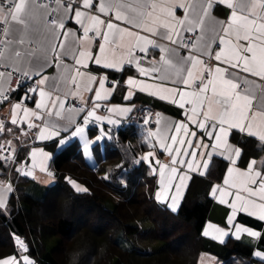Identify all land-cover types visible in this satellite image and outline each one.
I'll list each match as a JSON object with an SVG mask.
<instances>
[{
	"label": "snow or ice",
	"instance_id": "1",
	"mask_svg": "<svg viewBox=\"0 0 264 264\" xmlns=\"http://www.w3.org/2000/svg\"><path fill=\"white\" fill-rule=\"evenodd\" d=\"M217 6H222L224 19L213 16ZM69 21L78 28H67ZM155 51L158 59L150 56ZM67 59L73 64L64 63ZM90 62L119 72L134 67L139 78L129 76L125 81L126 100L136 91L145 92L170 101L182 113L180 120L164 125L157 113L154 131L149 127L151 113L143 118L149 150L134 163L147 164L158 175L156 200L170 198L168 206L175 210L187 173L205 175L211 158L218 155L228 166L222 183L212 186L211 196L230 208L227 224L237 238L247 234L264 239L261 231L235 222L240 213L264 222V160L259 166L252 159L246 168L237 167L241 150L230 142L235 132L264 144V0H0V102L11 103L14 78L17 87L34 81L10 108V124L21 126L23 135H28L23 132L25 124L41 141L69 132L83 140L85 153L95 141L111 138V129L106 132L102 125H119L133 109L104 106L107 115L98 114L111 92L107 76L87 71ZM53 66L56 76L44 75ZM116 86L114 81L113 89ZM84 91L95 92L91 109L65 107L68 96L83 100ZM30 102L34 108L26 106ZM80 113H86L82 123L75 119ZM63 120L67 123L62 125ZM92 122L101 125L95 141L86 134ZM8 123L0 120V137L12 133ZM158 149L167 154V162L155 159ZM15 151L12 140H0V160L15 159ZM29 155L30 167L25 164L23 172L17 171L32 177L39 169L51 178L49 154L33 148ZM68 182L76 192L87 191ZM12 191L10 183L0 182V209H6ZM211 233L221 242L229 234L209 223L203 234ZM14 239L27 253L24 240ZM253 255L264 260V250ZM0 264L35 262L28 255L22 259L13 255L0 258Z\"/></svg>",
	"mask_w": 264,
	"mask_h": 264
},
{
	"label": "trees",
	"instance_id": "2",
	"mask_svg": "<svg viewBox=\"0 0 264 264\" xmlns=\"http://www.w3.org/2000/svg\"><path fill=\"white\" fill-rule=\"evenodd\" d=\"M127 71L113 76L122 78ZM147 103L175 112L160 102ZM144 132L139 125L121 129L118 139L111 132V139L93 145L94 164L85 159L76 139L59 149L56 141L47 143L54 151L49 167L55 171V182L47 188H33L31 177L0 161L1 171L14 184L6 209H0V258L19 253L15 234L26 240L29 251L24 254L38 264H82L87 247L92 248L90 264H199L202 252L215 255V264H255L253 245L235 237L217 243L203 235L215 202L211 188L221 182L228 162L213 157L205 176L192 177L174 211L156 200L157 177L149 166L134 163L148 148ZM97 133L92 127L90 135ZM230 139L241 148V166L264 152V144L245 134L234 132ZM24 155L25 149L18 159ZM69 179L87 191L76 192ZM238 220L264 228V222L246 214ZM65 245L71 255L63 261ZM258 246L264 248V239Z\"/></svg>",
	"mask_w": 264,
	"mask_h": 264
},
{
	"label": "crops",
	"instance_id": "3",
	"mask_svg": "<svg viewBox=\"0 0 264 264\" xmlns=\"http://www.w3.org/2000/svg\"><path fill=\"white\" fill-rule=\"evenodd\" d=\"M221 7H222V6H217V7L214 9L213 13H212L213 16H214L215 18H217V19H224V18H225L223 12L221 11ZM225 11H226V10H225ZM178 15H182V12H178ZM67 28H72V29L75 30V29L78 28V26L75 25L74 22L69 21L68 24H67ZM186 54H187L186 52H182V55H186ZM150 56H154L155 58L158 59V58H159V52H158V51L152 52V53L150 54ZM64 63H67V64H69V65H72V64H73V61H71L70 59H67V60L64 61ZM145 66H147V65H145ZM126 68H128L127 73H126L122 78H119V77H114V76H113L114 73H120L119 71L106 70V69H104L102 66H96V65L94 64V62H90V63L88 64V69H87V71L90 72L92 75H95V76H98V77H99V76H107V77H108V80H107V82H106V87H108V88L110 89L111 94H110V96L108 97L107 100L101 102V104H102V108H101L100 110H98V114H99V115H107V113H105V112L103 111V107H104V106L111 107V106H113V105H118V106H120V107H130V108H132L133 110H132L130 113L126 114V115L122 118V120H123V119L128 118L131 114H133L135 111L139 110L140 108H142V107L145 106L146 104H148V105L151 106V104H149V103H147V102H152V101H154V102H160V103L166 104V105H168V106H171L173 109H175V112H172V111H166L165 109H163V108H161V107H155V106L152 107L155 111H157V113H159L160 118H161V124H162V125H164V124H166V123H170V122H172V121H177V120H180V119H181L182 113H181V111L177 108V106L173 105L170 101L161 100V99H159L158 97H154V96H152V95H150V94H148V93L140 92V91H136V92L134 93V95H133L131 98H129V99L126 100L125 97L127 96V91H128V89H127V86H126V84H125V81L127 80V78H128L129 76H133V77H135V78H139V77H138V74L136 73V71H135V69H134V67H131V68L126 67ZM126 68H125V69H126ZM125 69H124V70H125ZM124 70H123V71H124ZM82 71H83V69H82ZM123 71H122V72H123ZM56 74H57V69H56L54 66H53V67H49V68H47V69L45 70V72H44V75H47V76H49V77H54V76H56ZM114 81L117 82V86L113 89V82H114ZM50 83H51V81H50ZM13 84H14V82H13V80H12V81H11V84H10V86H11L12 89H14V86H12ZM168 86H171V85H168ZM96 87H98V84L96 85ZM20 91H21V93H19ZM25 92H26V91H24V90H15V91L13 92V99L9 100L11 103H9V102H0V120L8 121L9 123H8L7 126H8V127H11V128L13 129V131H12V133H11L10 135L5 136V139H9V140H12V141H13V146H14V148H15L17 154H18V152L20 153V152H22V151L25 149V155H24L21 159H18V162H17L16 164H13V165H14V168H15L16 170H17V169H20L21 172H23V171H24V166H25V164H27V165L30 167V165H31V159H30V155H29V154L31 153V150H32L33 148L43 149L45 152H47V153L49 154V159L47 160L46 165H49V166H50L51 158H52V156H53L54 151L52 150V148L47 147L46 144L49 143V142H52V141H56V149H59V148H61L63 145L67 144L68 142H70V141L76 139V140H78V141L81 143V145H82V149H83V140H82L80 137H78V136H77V137H71V135H70L69 132H63V131H62L61 134H60V137L53 138V139H50V140H44V141H41V140H38V139L35 138V135H36V134H35L34 131H29V130L27 129L26 124L23 125L22 128H23V132L28 133V135H23V134H22V131L20 130V127H21V126H12V125L10 124V119H11L10 108H11V104L20 102V98L24 96ZM82 96H83V100H81L79 97L68 96L67 99H66V102H65V107H66V108H76V109H79L78 107L72 105L71 100L74 99V100H77V101H79V102H81V103H83V104H87V105L89 106L88 109H91V107H92V100H93L94 97H95V92H94V91H92V92L84 91V92L82 93ZM256 102H257V103L259 102V97H258V99H257ZM26 106L29 107V108H34V107H35L34 103H31V102H30V103H27ZM84 115H86V113H80V114H78V115L75 117L76 121H77L78 123H82V121H83V116H84ZM66 116H67V113H66ZM36 123H39V121H36ZM60 123H61L62 125H63V124H66V123H67V120L60 121ZM102 126H103V128H104V130H105L106 132L109 131V129H110V126H109V125H107V124L105 123V124H103ZM69 127H70V125H69ZM92 127L98 130V133H97L96 135H94V136H91V135H90V130H91ZM100 127H101V125L96 124V123H94V122H93L92 125L89 124V125L86 127V134H87V136H88V138H89L90 140L95 141V137H96L97 135H99V129H100ZM194 130H195V129H194ZM110 135H111V132H110ZM61 138H67V139H66V143L63 144V145H61V144L59 143V140H60ZM100 141H103V139L100 140ZM96 142H98V141H95V142L92 143L90 146L93 147V145H94ZM206 142H207V141H206ZM230 142H231L233 145H235L236 147H238V148L241 150V148H240L238 145H236L234 142H232L231 139H230ZM21 150H22V151H21ZM148 150H149V149L147 148L146 150L140 152V154H139V158H140L144 153H146ZM83 153H84V150H83ZM215 156H218V155H215ZM215 156H213V157H215ZM213 157H212V158H213ZM218 157H220V156H218ZM212 158H211V160H212ZM155 159H159L161 162H167L168 157H167V154H166V153H163L161 150L158 149V150H157V153H156V157H155ZM205 159H207V157H205ZM239 159H240V158H239ZM239 159H238V161H239ZM252 159H256V161H257V165L259 166L261 160H264V152H263L262 154H260L258 157H253V158H251L250 160H252ZM250 160H249V161H250ZM238 161H237V165H236L237 167H239V168H241V169L246 168V165H245V166H241L240 164H238ZM249 161H248V162H249ZM227 162H228V161H227ZM210 163H211V161H210ZM210 163H209V167H210ZM227 166H228V165H227ZM209 167H208V169H207V172H208V170H209ZM37 170H38V169H36V170L34 171V174H33V176L31 177V178L33 179L34 182H37V178H39V176H40L39 173L37 172ZM48 171H50V167H49V170H48ZM201 171H204L203 168H201ZM21 172H19V173L21 174ZM225 172H226V171H225ZM206 174H207V173H206ZM206 174H205V175H206ZM224 174H225V173H224ZM187 175H188L189 179L186 180V182H185L186 187H185V189L182 190V196H181V199H180L179 202H178V206H180V204H181V202H182V200H183V197H184V195H185V193H186V191H187L188 185H189V183H190L192 177H193V176H196V175H198V176H205V175H201V174L198 173V172H188ZM44 177H45V176H44ZM44 177H40V181L43 180ZM48 177H49V176H48ZM52 177H54V174L52 175ZM52 177H51V178H52ZM156 177H157V182H158V181H159L158 175H156ZM42 178H43V179H42ZM54 178H55V177H54ZM222 179H223V178H222ZM50 181H51V180H49V181H47V182H45V181L40 182V185H41V186H44L45 188H47V187L50 186V185L47 186L48 182H50ZM0 182L10 183L11 186H12V188L14 189V184L12 183L10 176H6L5 174H3V172L1 171V168H0ZM217 183H222V180H221V182H217ZM217 183H215V184H217ZM52 184H53V183H52ZM52 184H51V185H52ZM158 187H159V183H158ZM158 187H157L156 191L158 190ZM11 193H12V192H11ZM11 193H10V194H7L6 205H7L8 201H9V198H10ZM155 193H156V192H155ZM210 193H211V192H210ZM214 200H215V202H214V205H213L212 209L210 210L208 220H207V222H206V224H205V226H204V229H203V233H204V230L207 228V225L209 224V222H210L211 220L214 221V222H212L213 224L217 223V224H215V225H218L219 227L227 226V221H226V219H225V213H223V212H225L226 209H230V208H229L227 205H223V204L219 203L218 199L214 198ZM160 203H164V204H166V205H169V204L171 203V200H170V198H169V200H168L167 202L160 201ZM216 205H218L221 209L219 210V212H218V214H217L216 216H215V215L212 216L211 214L213 213V210L216 208ZM240 214H243V213H240ZM240 214H238L237 219H236V222H238V223H241V222L238 220ZM242 224H243V223H242ZM245 225H246V224H245ZM246 226H249V225H246ZM250 227H252V226H250ZM253 228H254V227H253ZM254 229L258 230L257 228H254ZM226 231H227V230H226ZM258 231H261L262 233H264V228H263L262 230H258ZM227 232H228V231H227ZM228 233H229V232H228ZM230 233H232V232H230ZM230 233H229V234H230ZM229 234H228V235H229ZM232 234H234V233H232ZM203 235H204V234H203ZM230 235H231V234H230ZM18 236H19V235H18ZM204 236H205V235H204ZM244 236H248V235H247V234H244ZM19 237H20V238H23V237H21V236H19ZM205 237L208 238V239H211V240H213V241H215V242H217V243H220V242H221L220 239H217V238H216V234H215V233H211L210 235L205 236ZM229 237H233V236H229ZM229 237H228V238H229ZM224 238H225V237H224ZM235 238H236V237H235ZM239 238H242V237H239ZM239 238H238V239H239ZM23 239H24V238H23ZM24 240H25V239H24ZM241 240H243V238H242ZM243 241L247 242L246 240H243ZM25 242H26V240H25ZM258 244H259V242H258ZM28 245H29V244H28ZM18 251H19V253L24 254L22 250L20 251V250L18 249Z\"/></svg>",
	"mask_w": 264,
	"mask_h": 264
},
{
	"label": "rangeland",
	"instance_id": "4",
	"mask_svg": "<svg viewBox=\"0 0 264 264\" xmlns=\"http://www.w3.org/2000/svg\"><path fill=\"white\" fill-rule=\"evenodd\" d=\"M111 136V135H110ZM109 139H111V138H109ZM84 156H85V159L88 161V162H90L91 164H94L95 163V160H96V158H95V155L92 153V146H90V148H89V151L87 152V153H85L84 152ZM47 170H49V165H47ZM37 172L39 173V178H37V182L36 183H34V185H33V188L34 187H36V188H41V187H44V186H41L40 185V182H43V181H45V182H47V181H49V180H51L50 182H48V184H47V186H49V185H51L52 183H54L55 182V178L54 177H52V178H50V177H48V175H47V173L46 172H41L39 169L37 170ZM45 176V177H44ZM40 177H44V179L43 180H41L40 181ZM73 181H75L77 184H79L82 188H86V189H88L84 184H82L81 182H79V181H77V180H75V179H72ZM160 202V201H159ZM178 208H179V206H177V208L174 210V211H177L178 210ZM221 208L218 206V205H216V208L213 210V213L211 214L212 216H216L217 214H218V212H219V210H220ZM230 209H226V211L225 212H223V213H225V219H226V221H227V216L230 214ZM212 222H214L213 220H211L209 223H212ZM236 222V221H235ZM236 223H238V222H236ZM213 224V223H212ZM215 224H217V223H215ZM218 226V225H217ZM221 228H224L225 230H227L229 233L230 232H232V233H234L235 232V229H234V227H230L228 224H227V226H224V227H221ZM256 230V229H255ZM232 233H230L228 236H226L225 238H223V242H220V243H224L227 239H228V237L229 236H233V237H236L234 234H232ZM240 237H242L243 238V240H246L247 241V243H249V244H251V245H253L254 246V251H256V250H264V248L263 247H260V246H258V242H259V240H256V239H254V238H252V237H249V236H244V234H241L240 235ZM237 238V237H236ZM242 238H239V239H242ZM80 245V243L78 244V246ZM65 248H66V245L64 246V248H62V251H64L65 250ZM71 248V247H70ZM70 248L67 246V249L65 250L66 251V253H63L62 251H61V256L63 257V261H65V259H67V257H70L69 256V254H70ZM86 251H87V255H86V257L82 260V264H90V262H91V259H89L90 258V256L92 255V248L91 247H87V249H86ZM69 253V254H68ZM186 253H184L183 254V256L185 255ZM14 256H16L18 259H22V256L23 255H28V254H22V253H18V254H13ZM13 255H9V256H13ZM71 255V254H70ZM88 256V257H87ZM7 257V256H6ZM28 257L31 259V260H33L34 262H35V264H38L30 255H28ZM201 257H203V261H204V264H215L216 262H217V257L215 256V255H213V254H211V253H208V252H202L201 253V255H200V257H199V264H200V260H201ZM255 257V256H254ZM183 258H185V257H183ZM62 259V258H61ZM255 259H256V261H255V264H264V260H261L260 258H257V257H255Z\"/></svg>",
	"mask_w": 264,
	"mask_h": 264
},
{
	"label": "built area",
	"instance_id": "5",
	"mask_svg": "<svg viewBox=\"0 0 264 264\" xmlns=\"http://www.w3.org/2000/svg\"><path fill=\"white\" fill-rule=\"evenodd\" d=\"M17 79L18 78L13 79L14 84L12 86H14L15 90L26 91L32 85V83H34V81H27V82L22 83L20 87H17V83H16ZM11 99H13V92L8 97V100H11ZM71 103L73 106H76L78 108L85 107V106L87 108L89 107L87 104H83V103H81L77 100H74V99L71 100ZM149 113H151V123H150L149 127H151L152 130L154 131L155 130V119H156L157 111H155L150 105L146 104L145 106H143L142 108H140L139 110H137L133 114H131L128 118L123 119L119 125H112L110 127L111 132L114 134L115 138L118 139V132L123 128H126V127L131 126V125H139V126L144 127L143 118L146 115H148ZM92 124H93V122L90 123V125H92ZM4 139H5V136L0 137V140H4ZM14 155H15V159H10L7 161L0 160V161L7 163V164H11V165L16 164L18 162V156H17L16 151H15ZM50 172L52 174H55V171L53 169H51Z\"/></svg>",
	"mask_w": 264,
	"mask_h": 264
},
{
	"label": "bare ground",
	"instance_id": "6",
	"mask_svg": "<svg viewBox=\"0 0 264 264\" xmlns=\"http://www.w3.org/2000/svg\"><path fill=\"white\" fill-rule=\"evenodd\" d=\"M15 236H18V235L13 234V237H15ZM21 239H23V238H21ZM23 240H24V239H23ZM24 242H25V240H24ZM25 243L27 244L28 249H29V245H28V243H27V242H25Z\"/></svg>",
	"mask_w": 264,
	"mask_h": 264
}]
</instances>
